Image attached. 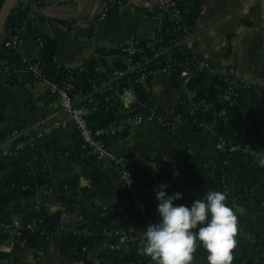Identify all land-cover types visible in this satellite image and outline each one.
Listing matches in <instances>:
<instances>
[{"label": "crops", "instance_id": "obj_1", "mask_svg": "<svg viewBox=\"0 0 264 264\" xmlns=\"http://www.w3.org/2000/svg\"><path fill=\"white\" fill-rule=\"evenodd\" d=\"M169 1L20 0L23 7L29 8L30 30L18 54L27 62L38 60L42 47L40 37L49 36L56 41L54 60L58 65L78 68L99 48L122 51L108 57V62H124V50L129 41H155L160 37L163 16L155 9ZM200 2L193 30L179 44L182 52L202 64L208 74L230 68L236 76L256 80L264 87V0ZM104 3H107L106 13L99 19ZM2 42L1 32L0 71L7 61ZM13 76L18 78L15 83L10 78H0V135L24 126L36 128L22 143L16 159L23 161L31 181L44 180L49 190H39L30 200H13L0 221V246H5L14 258L11 264H81L74 258L76 236L69 228L62 231L58 240L40 238L42 245L36 249L16 239V228L22 226L41 193L49 198L45 208L48 215L59 214L62 223L71 228L82 219L81 204L66 206L60 202L58 188L62 186L70 190L86 188L93 195L92 202L82 204L88 214L86 224L89 228H99L101 216L119 211L111 224L115 229L110 225L102 227V250L112 258L99 260L97 250L88 251L92 264H131L127 262L131 250L139 264H147L150 257L140 251L144 224L134 204L135 199L144 196L123 188L120 169L142 176L145 180L142 184L149 185L153 201L155 189L165 184L161 172L165 163L171 171L166 189L178 187L192 191L193 195L185 202L211 191L205 183L210 162L207 154L215 140L217 125L206 123L200 131H192L187 111L193 94L184 88V78L163 75L144 82L149 100L146 110L156 111L160 122L128 124L126 117L132 109L134 96L121 98L113 124L120 132L105 140L108 151L123 158L121 166H117L91 154L83 145L75 149L77 134L71 124L60 128L53 126L55 121L64 120L65 115L60 100L51 94L44 82L29 81L22 68H17ZM74 99L80 103L77 96ZM251 111L264 120V103L252 107ZM45 129H50L51 133L38 139L37 132ZM247 131L251 142L259 148L252 161L246 160L255 172L253 166L261 165L258 158L264 157V146L260 142L264 132L255 136L249 123ZM0 160L6 162L11 158L0 156ZM258 189L251 176L246 183L245 198L230 203L239 226L233 258L246 254L247 262L252 264H264L263 213L253 201ZM222 192L226 193V203H229L228 190ZM79 201L82 202L80 195ZM115 237H118L117 242H111ZM259 246H263L262 250ZM193 264L208 263L205 259L194 258Z\"/></svg>", "mask_w": 264, "mask_h": 264}, {"label": "trees", "instance_id": "obj_2", "mask_svg": "<svg viewBox=\"0 0 264 264\" xmlns=\"http://www.w3.org/2000/svg\"><path fill=\"white\" fill-rule=\"evenodd\" d=\"M7 0H0V10ZM173 2V7H168L167 11L177 9L179 10V20L169 19L168 12L163 10V7L168 3ZM162 9H155L158 14L163 17L162 21V34L158 40L155 41H138L137 46L140 51L133 57L134 61L143 62L145 59H154L156 64H148L146 68L153 69L155 66H163L165 64L175 62L180 68H192L189 63V58L186 56L179 44L183 39V36L192 32L195 21L198 17L201 2L200 0H171ZM29 8L23 7L19 2L8 16L3 29L2 38L3 42L10 36L18 34L19 30L23 27H27L28 31L24 34V39L29 35L30 19H28ZM42 41V47L40 50V57L36 61L23 63L18 53L13 50L4 49L7 55L6 64L10 71L17 68H27L30 63H35L38 66V70L41 76L51 82L58 85H63L66 82H70L73 85L72 96L78 97L79 104L86 105L90 110L87 117L90 126L96 128H107L114 124L116 119L115 115L118 113V105L121 99L118 101H105V92L101 94L96 88L100 87L103 82L109 80L113 70L125 69L126 63L114 62L110 64L108 57L115 56L123 53L120 50L112 49L107 50L99 48L95 51V54L88 59L84 64L78 68H67L62 65H58L54 60V53L56 49V41L49 36L40 37ZM2 42V43H3ZM124 51V55H125ZM198 63V62H197ZM199 64V63H198ZM179 71L176 70V73ZM178 76V74H175ZM137 73H127L116 84L118 85V91L121 93L124 89L131 88L134 94V102L132 104L131 111L127 116H133L136 114H145L146 107L149 105V100L144 88V84L134 83L137 78ZM12 83L18 81V78H14L13 75L9 76ZM28 80L33 79L28 77ZM226 86L225 78L221 75L214 73L208 74L206 70L202 69L197 72L189 81L188 89L193 93V102L206 101L210 103V110L203 112L200 110L193 116L187 115L188 123L194 132L200 131L199 123H215L217 122V135L223 138H229L238 145L239 149L234 152H221L216 150L213 145L208 148L209 153V167L207 169V176L205 177V183L209 186L211 191H223L228 190V197L230 202L227 203L230 206L231 201L237 198H245L246 195V183L253 176V180L259 186L258 194H254L253 201L255 206L263 213L264 220V157H259V161L263 162V165H255V172L250 168L248 163L252 161L253 155L249 154L246 150L247 146L253 150L254 154L259 153L258 146L254 145L250 140L249 131H247L248 123L252 127L255 136L258 133L264 132V120L261 119L254 111L252 107H256L259 103H264V87H258L250 91L244 92L243 96L236 99L233 104H228L220 97L221 88ZM226 89V88H225ZM191 106V105H190ZM190 106L188 110H190ZM227 112L226 121H220L218 115L221 111ZM249 110L245 113L243 111ZM6 135H0V141L5 138ZM115 137V136H112ZM111 137H106L105 140ZM75 149L82 146V143L77 135ZM261 144L264 146V139L260 138ZM248 160V163H246ZM170 166L168 163L162 164L161 172L166 177L171 176ZM161 175V174H160ZM141 183L145 180L142 176H139ZM144 178V177H143ZM161 178V176L159 177ZM162 180V178H161ZM163 181V180H162ZM76 182V181H75ZM39 190H49V185L44 180L31 181L30 174L26 170L23 161L18 159H11L9 161L0 160V221L6 215L8 208L13 200L21 198L24 200H30L32 196L39 193ZM176 190L166 189L168 194L177 192ZM59 200L64 205L81 204V216L82 219L75 225L68 227L69 225L63 224L59 214L48 215L46 212V205L48 203V197L45 193L39 194L40 204L33 203V207L29 211L28 216L22 226L17 230L19 236L16 237L17 241L29 245L36 249L42 245L41 239L50 238L58 240L64 229H71L80 231L75 237L76 249L74 258L81 262V264H92V261L88 259V251L97 250V259L103 260L112 258L110 254H107L102 250V227L110 225L113 220L118 216L119 211L110 212L106 216H101L98 224L99 228H89L86 224L88 214L82 204L92 202L93 195L89 193L86 188L80 189H65L64 186L58 188ZM260 194L263 197H260ZM79 195L82 196V202L79 201ZM143 202L148 210L152 220L158 222V215L156 212V203L151 198H144ZM192 202V201H191ZM191 202L175 204H188ZM132 206L134 204H131ZM92 207H94L92 205ZM126 209V208H124ZM29 224H33V229L27 228ZM115 229L114 227H111ZM85 230V232H83ZM41 238V239H40ZM118 237L112 238L111 242H117ZM258 245V244H256ZM262 250L263 246H259ZM194 258H202L207 261V252L200 246L194 252ZM247 255L241 254L237 258H233L231 264H252L247 262ZM148 258L147 261H151ZM153 261V260H152ZM14 262V258L10 253L0 251V264H11ZM127 262L131 264H139L138 257L131 250ZM154 262V261H153ZM208 263V261H207Z\"/></svg>", "mask_w": 264, "mask_h": 264}, {"label": "built area", "instance_id": "obj_3", "mask_svg": "<svg viewBox=\"0 0 264 264\" xmlns=\"http://www.w3.org/2000/svg\"><path fill=\"white\" fill-rule=\"evenodd\" d=\"M111 1V0H108ZM174 3L170 2L166 6H161L160 9L167 11L168 7H173ZM107 3L103 4L102 13L99 19H103L106 13ZM169 15V19L171 20H179V10L173 9L170 11H167ZM162 28L160 29V36L162 34ZM28 31L27 27H23L19 30L18 34L10 36L7 40H5L2 43V46L4 49L13 50L15 53H18V49L20 44L22 43L24 39V34ZM189 35L186 34L183 36V39H185ZM160 38V37H159ZM158 38V39H159ZM157 39V40H158ZM182 39V40H183ZM181 40V41H182ZM176 42V44H180V42ZM137 41L131 40L128 42V44L125 47V63L126 67L125 69L121 70H113L109 80L106 82H103L102 85L95 90H99L101 94L105 92L107 95L105 96L106 102L111 101H118L121 98L126 97L129 95L130 97H133V90L131 88L124 89L123 92L118 91V85L116 82L121 79L125 74L127 73H137V78L134 80V83L137 84H144L147 80H150L151 78H156L163 75H170L175 76V74H178L179 77L184 78V88L188 93H192L190 89H188V81L199 71L204 69V66L202 64H198L195 60L190 59L189 63L191 64L192 68H180V66L175 63L171 62L168 64H165L163 66H155L153 69H147L146 65L152 63L156 64V61L154 59H145L143 62L140 61H134L133 57L140 51V48L137 46ZM20 56V55H19ZM21 58V57H20ZM21 61L23 63H27V61L23 60L21 58ZM15 70L10 71L7 64L3 67L2 71H0V78H9L10 75L15 74ZM176 70L179 72L176 73ZM23 73L27 77H31L35 81H41L44 82L51 94L55 95L60 100V107L65 115V119L61 121H55L53 123V126L56 128L65 127L67 124H71L76 134L78 135L82 145L91 152V154L97 156L98 158L102 160H106L107 162H110L112 164H115L117 166H121L123 163V158L121 156H115L112 153L108 151L105 138L106 137H112L115 136L118 132H120L119 129H116L114 126L107 127V128H92L88 122V115L90 113V110L86 107V105H81L77 103L72 96L73 91V85L70 82H66L63 85H58L55 83H51L47 80H45L39 70L38 66L35 63H30V65L27 68H22ZM14 73V74H13ZM217 74L221 75L225 78L226 86L224 88H221V95L220 97L223 99L225 103L233 104L236 99L240 98L244 92L251 91L255 88L260 87L258 82L256 80L252 79H246L241 78L235 75L234 71L232 69H226L224 71L218 72ZM226 88V89H225ZM193 94V93H192ZM211 104L206 101H198L193 102V97L191 99V106L190 110L187 111L188 116H193L195 113L202 110L203 112H206L207 110H210ZM220 118L219 122L226 121L227 119V112L225 110L221 111L218 115ZM144 121L149 122H160V118L156 111L153 109L146 110L145 114H136L133 116H127L126 122L128 124H134V123H142ZM43 121L42 123H44ZM215 123H217L215 121ZM205 123H199L198 126H203ZM36 129L35 127L30 126H24L19 127L11 130L8 134H6L5 138L0 141V156L1 157H7L11 159L17 158V152L19 148H21L22 143L24 140L30 136V132L32 130ZM51 133L50 129H45L43 131H38L36 134V137L38 139H44L46 136H48ZM218 133L216 132L215 140L212 142L211 145L213 147L221 152H234L239 149L238 145L235 143V141L229 139V138H223L222 136H218ZM246 150L249 154L254 155L253 150L250 148V146L246 147ZM261 165H263V162H260ZM120 178L123 182V188H125L128 191L141 193L144 198H151V190L149 188V185H143L141 183V180L138 176L134 175L132 172H130L127 169H120ZM163 180L165 184L169 181V177H166V175L163 174ZM178 185V184H177ZM178 188V187H177ZM178 192L183 193V198L178 200V203L185 202V199L191 198L193 195L192 191L189 189H182L178 190ZM144 198H137L134 200L135 208L139 212L143 224H144V230L142 233V240L144 239V231L147 228V226L150 223H154L151 216L148 213V210L143 202ZM154 203H158L157 199L154 198ZM36 205L39 204V200L35 202ZM20 228V227H19ZM19 228H16V233L19 236V232L17 231ZM29 229H33V224H29L27 226ZM85 232V230H83ZM109 232V231H108ZM72 233L77 236V234L81 233L80 231L73 230ZM1 252H6L5 246H0ZM147 264H155V262L148 261Z\"/></svg>", "mask_w": 264, "mask_h": 264}, {"label": "clouds", "instance_id": "obj_4", "mask_svg": "<svg viewBox=\"0 0 264 264\" xmlns=\"http://www.w3.org/2000/svg\"><path fill=\"white\" fill-rule=\"evenodd\" d=\"M166 188L155 189L159 219L145 229L140 251L155 264H193V254L202 246L208 264H231L239 226L226 193L208 191L190 205L175 204L183 193L168 194Z\"/></svg>", "mask_w": 264, "mask_h": 264}, {"label": "water", "instance_id": "obj_5", "mask_svg": "<svg viewBox=\"0 0 264 264\" xmlns=\"http://www.w3.org/2000/svg\"><path fill=\"white\" fill-rule=\"evenodd\" d=\"M20 2V0H7L6 3L0 10V35L3 29V26L12 12V10L16 7V5Z\"/></svg>", "mask_w": 264, "mask_h": 264}]
</instances>
